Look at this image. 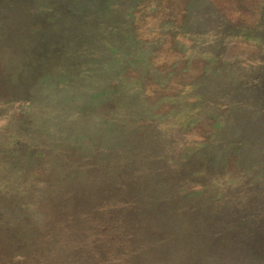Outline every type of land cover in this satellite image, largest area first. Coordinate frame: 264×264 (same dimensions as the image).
Listing matches in <instances>:
<instances>
[{
    "label": "rangeland",
    "instance_id": "rangeland-1",
    "mask_svg": "<svg viewBox=\"0 0 264 264\" xmlns=\"http://www.w3.org/2000/svg\"><path fill=\"white\" fill-rule=\"evenodd\" d=\"M131 1L0 0V264H264V0Z\"/></svg>",
    "mask_w": 264,
    "mask_h": 264
},
{
    "label": "trees",
    "instance_id": "trees-1",
    "mask_svg": "<svg viewBox=\"0 0 264 264\" xmlns=\"http://www.w3.org/2000/svg\"><path fill=\"white\" fill-rule=\"evenodd\" d=\"M37 1V0H36ZM75 1V0H74ZM90 0H78V4H88V2H89ZM104 0H94V3H93V7H95L96 9H98V7H100V5H102V2H103ZM134 1L135 0H132L131 1V3H130V5L131 4H135L134 3ZM195 1V2H194ZM72 2V0H62V2H61V5L60 6H56L53 2H52V4H53V10H49V11H47L48 9H49V7H47V10H44L45 11V14L46 15H48L49 16V19H48V21H49V23H51V21H54V22H56V19H57V17H58V15L60 14V12H62V13H64V12H69V7H68V4L70 5V3ZM194 2V3H193ZM192 3H193V6H196V0H192ZM192 3L191 2H189V5H191V8H190V11H192ZM211 9V8H210ZM211 10H213L214 11V8L213 9H211ZM44 11H42V12H44ZM60 11V12H59ZM98 11V10H97ZM217 11H214V12H209V15L210 16H208L207 14L205 15V16H199V19H198V17L196 18V16H194L193 14V16H191L192 18H190L189 20L190 21H193V22H195L196 24H195V26L192 24V22L190 23V25H192L193 26V28H195L196 29V31H197V29H199L200 28V26L201 27H205V28H209V27H207V26H212L213 28H214V26L215 25H219L220 23H223L222 22V17L220 16V14H218V13H216ZM70 13V12H69ZM68 13V14H69ZM205 14V13H204ZM264 18V17H263ZM213 23V24H212ZM222 25V24H221ZM224 26V25H223ZM228 27L227 26H225V29H227ZM224 29V30H225ZM128 39V36H126V40ZM262 85V84H261ZM235 97H237V96H232L231 98L232 99H235ZM230 98V97H229ZM233 104H235V103H233ZM240 115H239V113H238V115H235V117H234V119H235V121L236 122H244L243 124H242V127H243V129H245V127L246 126H249V125H247V123H248V120H243V119H240V117H239ZM261 116L259 115L257 118H260ZM241 120V121H240ZM254 121V120H253ZM255 121L256 122H258L256 119H255ZM226 122H227V119H226ZM226 124V123H225ZM248 124H250V121H249V123ZM252 131H247L246 132V135H244V136H242V137H247L248 135L247 134H250ZM226 135H228V137H230V138H232V139H234V138H239V137H236L234 134H233V137H232V134L231 133H226ZM254 135H249V137H253ZM238 148H239V146H238ZM240 149V148H239ZM246 150H248V149H246V148H244L243 149V151H244V154L246 153ZM240 151H241V149H240ZM239 151V152H240ZM236 154V153H235ZM242 154V153H241ZM237 155V154H236ZM248 154L246 153V156H247ZM244 156V155H243ZM191 193L190 192H187V195L186 196H189Z\"/></svg>",
    "mask_w": 264,
    "mask_h": 264
}]
</instances>
